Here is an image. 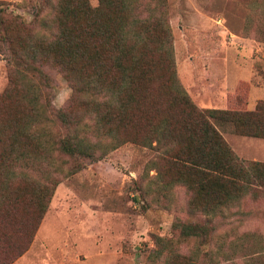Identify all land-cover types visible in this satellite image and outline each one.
Masks as SVG:
<instances>
[{
	"label": "trees",
	"instance_id": "obj_1",
	"mask_svg": "<svg viewBox=\"0 0 264 264\" xmlns=\"http://www.w3.org/2000/svg\"><path fill=\"white\" fill-rule=\"evenodd\" d=\"M161 2L44 0L28 22L0 12V53L8 60L0 93V264L27 250L64 177L54 162L62 155L99 160L126 142L156 151L155 178L170 190L184 187L195 218L175 224L177 244L157 253L166 264H206L212 255L201 246L214 227L197 217L225 218L243 198H264V161L241 159L215 124L264 139V99L248 108L250 84L240 80L222 108H199L177 77ZM46 67L71 89L63 107L52 103ZM189 239L196 244L183 252ZM257 240L246 264H264ZM247 248L242 241L230 255Z\"/></svg>",
	"mask_w": 264,
	"mask_h": 264
},
{
	"label": "rangeland",
	"instance_id": "obj_2",
	"mask_svg": "<svg viewBox=\"0 0 264 264\" xmlns=\"http://www.w3.org/2000/svg\"><path fill=\"white\" fill-rule=\"evenodd\" d=\"M159 4L167 13L177 77L199 108H204L199 103L204 96L197 92L195 75L216 73L223 83L233 79L231 84L247 77L256 85L264 83V0ZM43 6L44 0H0L1 13L20 15L27 22ZM45 70L51 77L53 105L65 106L71 95L68 83L57 70ZM7 85L8 60L0 53V93ZM218 99L215 104L222 106ZM215 124L241 159L264 161L263 138L237 135L230 123ZM156 161L154 149L132 142L94 161L55 157L64 177L27 250L11 264H166L157 253L162 246L177 244L175 224L195 218L186 211L185 188L170 190L155 178ZM197 219H208L214 227L211 240L201 246L212 255L206 264H246L244 255L258 250V237L264 241V198H243L225 211V218L217 213ZM242 241L252 248L230 255L229 248ZM195 244L185 240L180 249L186 252Z\"/></svg>",
	"mask_w": 264,
	"mask_h": 264
},
{
	"label": "crops",
	"instance_id": "obj_3",
	"mask_svg": "<svg viewBox=\"0 0 264 264\" xmlns=\"http://www.w3.org/2000/svg\"><path fill=\"white\" fill-rule=\"evenodd\" d=\"M198 76L197 79L199 81L197 88V92L199 96L203 94L204 98L200 103L201 107L204 108H222L224 105L225 96L228 92H231L234 89L236 83L234 82L231 84V81H234L230 77L223 83L222 78L217 75L216 73H205L195 75ZM230 79V80H229ZM250 83V90H249V98H248V108H254L257 100L264 99V83L260 85H256L250 82V78H245ZM237 81V80H236ZM217 89V90H214ZM225 92V93H223ZM215 98H219V103L222 106L216 105L214 100Z\"/></svg>",
	"mask_w": 264,
	"mask_h": 264
}]
</instances>
